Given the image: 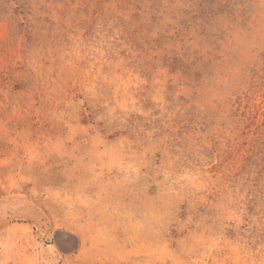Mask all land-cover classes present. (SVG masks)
Instances as JSON below:
<instances>
[{"label": "rangeland", "instance_id": "1", "mask_svg": "<svg viewBox=\"0 0 264 264\" xmlns=\"http://www.w3.org/2000/svg\"><path fill=\"white\" fill-rule=\"evenodd\" d=\"M16 198L0 264H264V0H0Z\"/></svg>", "mask_w": 264, "mask_h": 264}, {"label": "bare ground", "instance_id": "2", "mask_svg": "<svg viewBox=\"0 0 264 264\" xmlns=\"http://www.w3.org/2000/svg\"><path fill=\"white\" fill-rule=\"evenodd\" d=\"M126 148V147H125ZM115 150V149H114ZM136 153V152H135ZM143 153V152H142ZM105 154V153H104ZM115 156V155H114ZM111 158V157H110ZM151 158V157H150ZM113 160V159H112ZM149 161V160H148ZM140 164V163H139ZM131 165V164H130ZM133 165V164H132ZM137 165V164H136ZM122 166V165H121ZM134 166V165H133ZM155 166V165H154ZM159 167V166H158ZM132 170V169H131ZM121 172V171H120ZM17 182V181H16ZM10 183V182H9ZM137 183V182H136ZM10 185V184H9ZM7 186V185H6ZM132 191V190H131ZM134 192V191H133ZM16 193V192H15ZM142 193V192H141ZM145 194V193H144ZM161 197V196H160ZM1 201V200H0ZM38 202V201H37ZM144 202V201H143ZM153 202V201H152ZM40 205V204H39ZM147 205V204H146ZM149 209V208H148ZM116 211V210H115ZM161 211V210H160ZM154 213V212H153ZM49 214V213H48ZM152 217V216H151ZM161 217V216H159ZM148 219V218H146ZM149 220V219H148ZM129 221V220H128ZM32 226L41 230H49L50 225L53 228L61 226L58 222L52 220V218L38 207L37 204L31 201H23L20 198L7 199L2 205L0 204V231H10L12 228H17L19 225ZM66 224V223H64ZM145 224V222H144ZM152 224V223H151ZM153 226V225H152ZM140 228V227H139ZM157 230V229H156ZM160 230V229H159ZM61 231V230H60ZM140 233V232H139ZM48 236V235H47ZM56 238L59 243L61 251H66L72 244H74V238L66 234L65 232H57ZM71 239V240H70ZM130 239H132L130 237ZM134 241V240H133ZM143 246V245H139ZM59 251V250H58ZM149 253V252H148ZM147 253V254H148ZM161 254V253H160ZM61 255V252H60ZM159 256V255H158ZM62 255L60 256V258ZM79 258V254L72 253L64 256L65 261L76 260ZM63 260V258H62ZM148 260V259H147ZM153 260V259H152ZM160 260V259H159ZM94 261V260H93ZM133 262V261H132ZM105 263V262H104ZM161 263V261H160Z\"/></svg>", "mask_w": 264, "mask_h": 264}, {"label": "water", "instance_id": "3", "mask_svg": "<svg viewBox=\"0 0 264 264\" xmlns=\"http://www.w3.org/2000/svg\"><path fill=\"white\" fill-rule=\"evenodd\" d=\"M72 237H73V236H72ZM74 247H75V243L72 244V246H71L69 249L72 250V249H74Z\"/></svg>", "mask_w": 264, "mask_h": 264}]
</instances>
